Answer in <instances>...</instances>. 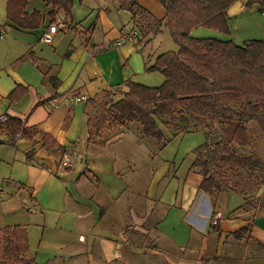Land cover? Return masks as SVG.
I'll use <instances>...</instances> for the list:
<instances>
[{
	"label": "crops",
	"instance_id": "obj_1",
	"mask_svg": "<svg viewBox=\"0 0 264 264\" xmlns=\"http://www.w3.org/2000/svg\"><path fill=\"white\" fill-rule=\"evenodd\" d=\"M135 1L162 21L160 30L144 38L134 27L137 42L115 45L142 17L116 0H72L70 16L46 0H28L25 10L41 14L32 28L8 19V0H0L7 31L0 37V113L21 119L27 131L17 137L0 123V231L23 226L35 264H264V213L200 188L195 146H174L193 131L161 144L132 120L89 135L86 98L125 91L126 79L148 86L165 79L146 68L166 52L148 47L168 28L165 8L159 0ZM238 2L228 18L241 11ZM57 14L69 28L46 42L42 35ZM199 28L193 33L214 34ZM18 85L24 92L10 98ZM74 93L86 98L69 102ZM69 145L82 154L71 169L59 161Z\"/></svg>",
	"mask_w": 264,
	"mask_h": 264
},
{
	"label": "trees",
	"instance_id": "obj_2",
	"mask_svg": "<svg viewBox=\"0 0 264 264\" xmlns=\"http://www.w3.org/2000/svg\"><path fill=\"white\" fill-rule=\"evenodd\" d=\"M46 1L71 15L72 0ZM119 1L120 7L134 15L151 16L156 21V31L160 30L162 21L137 1ZM159 1L165 8V23L178 48L159 54L146 68L159 70L164 81L158 86H148L132 79L124 80L127 86L124 96L106 100L100 113L89 115V135L98 134L105 120L108 128L136 120L145 136L161 144L179 132L202 130L205 140L192 149V166L203 176L202 190L210 194L222 190L217 177L222 164L246 172L259 171L264 183V157L256 150L247 154L237 150V145L250 144L251 122L264 134V39L236 43L229 37L193 33L199 27L230 33L228 8L236 0ZM256 1L264 13V0H247L244 4L250 6ZM27 3L28 0H8L7 18L24 28L36 27L41 14L38 10L28 13ZM29 56L25 54L19 60ZM23 92L18 85L9 97L16 98ZM91 101V97L86 98V103ZM7 116L5 121L0 120L5 128L15 135L27 133L21 119ZM27 252L28 234L23 226L16 224L0 231V264H35Z\"/></svg>",
	"mask_w": 264,
	"mask_h": 264
},
{
	"label": "rangeland",
	"instance_id": "obj_3",
	"mask_svg": "<svg viewBox=\"0 0 264 264\" xmlns=\"http://www.w3.org/2000/svg\"><path fill=\"white\" fill-rule=\"evenodd\" d=\"M81 1V0H79ZM101 0H87V4L98 5ZM241 3L242 9L236 12L233 17L228 18L231 32L228 34L220 33L216 30H208V28L201 27L199 31H211L213 36L221 35L218 37L228 36L236 43H242L247 39L261 38L264 39V13L262 7L256 1L250 6H245L247 0H238ZM119 4V0L116 1ZM79 3V2H78ZM97 3V4H96ZM161 3V2H160ZM77 7V6H76ZM79 9V8H77ZM78 16H81V11L77 10ZM87 20V19H86ZM85 20V21H86ZM87 22V21H86ZM85 26V23L83 22ZM156 21L152 17L142 15L140 21H136L134 27H138L143 33L144 38L150 34L151 31L156 32ZM62 31V30H61ZM64 32V31H63ZM177 46L173 40L170 31L167 27L157 34L151 40V47L156 52L163 50L168 51L174 49ZM124 96V90L122 88H114L101 92L96 95L93 102L88 103L89 115H96L101 112L106 100H116ZM110 113H107V116ZM108 122L105 120L99 129L106 128ZM250 144L245 146L237 145V150L242 154L250 153L256 150L261 157H264V134L260 131L255 122L249 124ZM204 135L201 131H193L186 134L184 138H179L174 144L175 147L180 145L181 151L184 148H193L197 144L203 142ZM214 140V139H213ZM223 168L220 170L218 179L222 185L221 191H215L214 193H223L224 195H230L231 197L240 200L242 208L250 210L254 214L264 213V183L261 182V176L259 171L246 172L243 169H237L229 166L228 164H222ZM213 170L214 167L212 166Z\"/></svg>",
	"mask_w": 264,
	"mask_h": 264
},
{
	"label": "built area",
	"instance_id": "obj_4",
	"mask_svg": "<svg viewBox=\"0 0 264 264\" xmlns=\"http://www.w3.org/2000/svg\"><path fill=\"white\" fill-rule=\"evenodd\" d=\"M69 28L66 17L63 14H57L55 19L49 23L47 29L42 35V39L46 42H51L54 35L58 31H67ZM7 34V31L4 27H0V37H4ZM139 38V30L137 28L123 29L122 35L120 38L116 39L114 42L115 45L121 44L123 42H137ZM84 95L70 94L67 95V100L69 102H76L78 100L85 99ZM59 106L58 102H54L50 105L51 108H57ZM7 114L0 113V120L5 121L7 119ZM21 132L17 133V137H20ZM82 154L76 149L74 145H69L62 152L59 161L64 168H74L81 161Z\"/></svg>",
	"mask_w": 264,
	"mask_h": 264
}]
</instances>
